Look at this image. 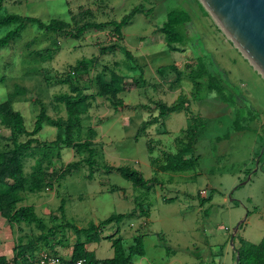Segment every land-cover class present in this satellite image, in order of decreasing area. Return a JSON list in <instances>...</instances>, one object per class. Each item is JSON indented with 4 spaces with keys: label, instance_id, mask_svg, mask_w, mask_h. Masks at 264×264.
Segmentation results:
<instances>
[{
    "label": "rangeland",
    "instance_id": "rangeland-1",
    "mask_svg": "<svg viewBox=\"0 0 264 264\" xmlns=\"http://www.w3.org/2000/svg\"><path fill=\"white\" fill-rule=\"evenodd\" d=\"M137 6L151 10V14L135 15L123 28L124 38L118 48L105 56H100L99 48L104 45L107 29L74 40L62 33H45L31 25L8 47L0 49V103L9 98L15 85L24 89L25 95L16 97L11 104L23 117L28 131L41 111L51 118H65L63 104L56 105L54 98L72 94L71 86L85 88L87 95L94 94L93 79L97 75L108 81L110 73L116 72L130 81L142 73L147 83L121 93L124 106L117 112L104 99H95L89 114L82 119L83 128L95 126L97 132L93 141L96 165L92 180L87 178L89 168L83 166L55 182L62 166L79 159L71 150L63 149L59 160L56 148L49 179L52 188L23 194L22 205L34 207L48 228L62 224L63 218L85 228L111 215L123 214L124 219L108 228L104 235L118 231L125 246L132 243L134 235H144L145 255L134 257L132 264H231V258L235 264V249L230 246L233 234L235 240L242 238L252 244L264 237V80L224 36L201 3L198 0H5L0 16L32 17L44 23L58 19L74 28L81 22V12L90 14L86 18L89 21L105 23L119 21ZM174 9L184 10L190 19L189 24L180 27L184 42L172 46L178 50L168 47L157 31L167 13ZM13 29L14 26L0 28V38ZM33 51L37 56L30 55ZM125 51L133 55L136 66L126 59ZM201 56L220 71L226 100H219L215 93L204 89L199 90L195 99L193 91L192 95L187 93L188 83H183L190 115L199 120L194 147L197 166L188 172L159 173L150 164L146 143L152 140L155 158L161 157L160 149L175 153L179 148L177 137L189 126L188 118L184 112H175L164 119L163 126L152 124L139 130L150 120V113L157 114L153 102L162 100L171 105L181 93L158 95L165 92V83L175 79L176 71L182 74L181 82L187 81L186 65ZM82 59L90 63V71L83 77L74 76L69 69ZM170 65L175 66V72L159 71ZM140 103L147 110L134 112ZM56 136L57 129L44 124L36 139L38 143L50 142ZM80 136L85 139L84 129ZM81 155L87 156L85 151ZM24 162V174H30L29 165H34V161ZM105 165L131 166L145 179L153 178L157 182L134 188L117 173L106 174ZM255 169L258 170L254 172ZM163 197L172 200L165 202ZM61 205L63 217L59 212ZM141 207L148 212L147 218L139 216ZM11 228L16 232V226ZM8 232L7 223L0 219V254L3 245L8 246L4 240ZM34 232L37 233L36 229ZM64 234L63 243L72 244V232L64 231ZM109 243L107 240L92 243L89 250L96 259H109L112 257Z\"/></svg>",
    "mask_w": 264,
    "mask_h": 264
},
{
    "label": "trees",
    "instance_id": "trees-1",
    "mask_svg": "<svg viewBox=\"0 0 264 264\" xmlns=\"http://www.w3.org/2000/svg\"><path fill=\"white\" fill-rule=\"evenodd\" d=\"M4 1L0 0V10ZM150 11L145 10L142 6H137L119 21L105 23L89 21L86 18L90 17V14L81 12V22L77 23L74 28L72 24L58 19H52L44 23L32 17L19 15L0 16V28L14 26L13 30L8 31L0 38V49L8 47L27 26L31 25L37 26L39 30L45 33H62L74 40L82 39L89 33L104 32L107 29L104 45L99 48L100 56H105L113 53L118 48V43L122 42L124 38L122 30L130 24L132 18L135 15L148 16L151 14ZM189 23V16L184 10L174 9L167 13L166 20L157 31L162 35L163 41L168 47L178 50L172 46L184 42L180 27ZM30 55L37 56V52L33 51ZM125 57L133 65H137L135 58L129 51H125ZM186 68L187 73L185 75L193 85L195 99L198 98L197 93L199 90L204 89L208 93H215L217 99L226 100L225 90L221 84L222 80L218 75L220 71L214 68V64L208 58L205 56L198 57L194 63L187 64ZM166 69L174 72L176 70L175 66L170 65L161 68L159 71L162 72ZM69 70L74 76L83 77L88 75L90 63L82 59ZM175 75L171 89L177 87L181 82L182 74L176 71ZM93 80L96 87L94 94L90 93L87 95L85 94V88L81 89L71 86L72 94H62L54 98L56 105L63 104L66 112L65 118H51L41 111L37 115L31 131L26 129L23 117L19 112L13 110L11 104L16 97L25 95L26 91L24 89L15 85L9 98L0 103V219L7 221L10 226L21 228L24 225L28 230H32L31 236L16 242L12 250V258L4 255L0 256V264H30L41 253L64 259L58 248L65 250L71 248L69 259L71 261L84 260L87 264H132L134 257H144V235L135 236L132 239V243L128 246H125L123 239L118 236V231H115L112 235H104L108 228L119 224L124 219L123 214L111 215L101 222L90 223L85 228H78L63 218L62 224L48 228L42 218L36 215L34 207L22 205L24 201L23 194L41 193L48 188H52L49 179L52 177L54 150L56 148L59 149L57 154L59 160L60 152L63 149L71 150L74 153V157L77 156L79 159L70 161L65 166H62L60 173L55 178V182L65 179L83 166L89 168L87 178L92 180L96 165L94 159V146L96 143L93 141L97 137V132L89 126L86 129L83 128L82 119L89 114V108L95 99H104L117 112L119 108L124 106L123 101L119 97L121 93L146 85L142 73L138 78L130 81H126L122 75L116 72L110 73L108 81H104L99 75ZM188 102L189 100L185 95H179L171 105H166L162 101L153 102L154 111L157 114L150 113V120L145 122L139 130L142 131L149 125L152 126V124L163 125L164 119L175 112H184L188 118L189 126L177 137L176 141L179 144V148L175 153L160 149L161 157L155 158L153 156L154 149L150 145L152 140H148L146 143L150 164L159 173L188 172L194 170L197 166L198 157L194 154V147L197 143L199 120L193 119L192 115H190ZM44 124H49L56 128L57 136L53 141L38 143L36 136L40 133ZM82 129L86 132L85 139L80 136ZM3 131L8 134L3 135ZM237 131L240 132V129L238 128ZM83 151H85L86 157L81 155ZM25 160L34 161L30 174L27 175L24 174ZM103 171L106 174L117 173L123 180L131 183L134 188L149 187L157 182L153 178L145 179L139 170L131 166L114 167L105 165ZM111 190L114 191L115 188ZM171 200L167 199L166 202ZM62 210L63 206L61 205L59 212L63 217ZM139 211H141L140 217L141 215L143 218L148 217V212H144L142 207ZM34 228L38 233L37 235L34 234ZM64 231L72 232L74 236L72 244L66 245L63 243L65 241ZM102 240H107L111 244L113 256L109 259H96L93 252L88 251L86 248L87 245L99 243ZM233 249H235V258L236 252L238 253V264H264V237L256 244L248 243L242 238L235 240L234 237Z\"/></svg>",
    "mask_w": 264,
    "mask_h": 264
},
{
    "label": "water",
    "instance_id": "water-1",
    "mask_svg": "<svg viewBox=\"0 0 264 264\" xmlns=\"http://www.w3.org/2000/svg\"><path fill=\"white\" fill-rule=\"evenodd\" d=\"M198 1L224 36L264 80V0ZM234 235L230 240L232 248ZM235 260L238 264L237 252Z\"/></svg>",
    "mask_w": 264,
    "mask_h": 264
},
{
    "label": "crops",
    "instance_id": "crops-1",
    "mask_svg": "<svg viewBox=\"0 0 264 264\" xmlns=\"http://www.w3.org/2000/svg\"><path fill=\"white\" fill-rule=\"evenodd\" d=\"M139 77V76H138ZM130 78V77H129ZM156 78H157V76H156ZM171 78V77H170ZM170 80V79H169ZM175 79H171L170 81H168V82H164L165 83V85H166V87L167 88H165L166 90H165V92H162V93H160V94H158V95H160V96H164L166 93H168V92H178V93H180V91H181V93L179 94V95H184L183 94V83H188L187 85V87H188V90H187V93H189L188 95H192V91H193V95L192 96H194V90H193V85H192V83L190 82V81H188V79H187V81H182V82H180L179 83V85L177 86V87H175V88H173V89H171V84H172V82L174 81ZM146 86H147V83H146ZM161 89H162V86H161ZM189 91V92H188ZM178 95V96H179ZM187 95V94H186ZM178 96H177V98H178ZM191 96V97H192ZM188 97H190V96H188ZM176 98V99H177ZM193 98V97H192ZM162 101V100H161ZM176 101V100H175ZM174 101V102H175ZM163 102V101H162ZM173 102V103H174ZM144 107H145V104H142V103H140V105H137L135 108H134V112H136V111H142V110H144ZM114 110V109H113ZM119 110H121V108H119ZM145 111V110H144ZM142 124V123H141ZM154 127H157V126H159V125H153ZM163 126V125H162ZM95 127V126H94ZM93 127V128H94ZM153 127V128H154ZM95 129V128H94ZM163 133V132H162ZM30 166V169H31V166L32 165H29ZM109 193H113V192H111V191H108ZM122 197H123V194H122ZM163 199V201H165L166 202V200L168 199V198H162ZM171 200V199H170ZM144 211H146L145 209H143ZM147 212V211H146ZM51 214V213H50ZM5 221V220H4ZM6 223H7V221H5ZM69 222V221H68ZM71 223V222H70ZM7 225H8V227H9V232L8 233H5L4 234V237H6L4 240H6V241H8V246H6L5 244L3 245V246H5L4 248H3V252L0 254V256H7L8 258H12V256H13V247H14V245H16V242L18 241V240H20V239H22V238H26V237H28V236H31L32 235V230L31 229H29V230H26V228H24L23 226H21V228H17L16 227V232H13L12 231V226H10L8 223H7ZM34 234H36L37 235V233H35L34 232ZM1 236H3V234L1 235ZM135 236H137V235H134L133 237H132V239L135 237ZM110 244V243H109ZM110 246H111V244H110ZM89 247H90V245H87L86 246V248H87V250L88 251H90L89 250ZM8 248V249H7ZM112 249V248H111ZM7 250H9V252H6ZM69 250V251H68ZM58 251L61 253V255L63 256V258L64 259H69L70 258V254H71V248H69V249H67V251H65V249H59L58 248ZM11 252V253H10ZM10 253V254H9ZM233 255V254H232ZM111 256H113V251H112V254H111ZM142 258V257H141ZM231 264H234V262H233V260H232V258H231Z\"/></svg>",
    "mask_w": 264,
    "mask_h": 264
},
{
    "label": "built area",
    "instance_id": "built-area-1",
    "mask_svg": "<svg viewBox=\"0 0 264 264\" xmlns=\"http://www.w3.org/2000/svg\"><path fill=\"white\" fill-rule=\"evenodd\" d=\"M30 264H87L84 260L71 261L70 259H62L58 256L41 253L36 260Z\"/></svg>",
    "mask_w": 264,
    "mask_h": 264
}]
</instances>
